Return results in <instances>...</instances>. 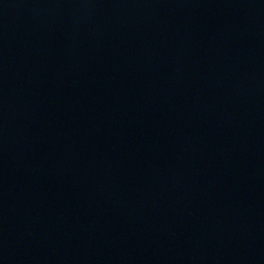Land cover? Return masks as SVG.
<instances>
[{"label":"water","instance_id":"obj_1","mask_svg":"<svg viewBox=\"0 0 264 264\" xmlns=\"http://www.w3.org/2000/svg\"><path fill=\"white\" fill-rule=\"evenodd\" d=\"M0 264H264V0H0Z\"/></svg>","mask_w":264,"mask_h":264}]
</instances>
